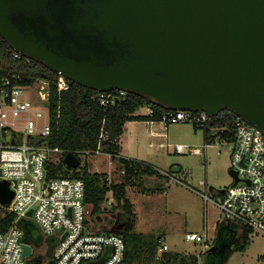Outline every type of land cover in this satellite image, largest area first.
Instances as JSON below:
<instances>
[{"label":"water","instance_id":"obj_1","mask_svg":"<svg viewBox=\"0 0 264 264\" xmlns=\"http://www.w3.org/2000/svg\"><path fill=\"white\" fill-rule=\"evenodd\" d=\"M0 37L93 91L208 117L228 109L264 136V0H0ZM61 162L80 164L72 152ZM12 196L0 180V206Z\"/></svg>","mask_w":264,"mask_h":264},{"label":"built area","instance_id":"obj_2","mask_svg":"<svg viewBox=\"0 0 264 264\" xmlns=\"http://www.w3.org/2000/svg\"><path fill=\"white\" fill-rule=\"evenodd\" d=\"M11 58L30 63V59L13 51ZM0 83V180L9 182L13 191L10 202L3 207L14 218L10 226L0 232V264H26L23 256V231L21 219H31L40 233L51 237L54 246L47 264H126L125 243L117 232L92 231L87 222L89 207L84 202V183L72 175L47 178V163L58 162L64 156L57 147L38 143L37 138L46 137L51 131L48 104L51 83L36 78L28 84L13 75ZM68 84L63 78L56 83L57 94L66 91ZM97 92L94 98L102 106L112 103L116 97L127 93ZM149 115L152 109L147 107ZM208 116L202 111L167 110L158 122L164 127L187 123L203 128ZM234 139L230 149V170L237 181L223 188L198 192L204 205L217 208L221 219L235 226L236 235L246 231L247 237H261L264 241V136L239 118L234 121ZM175 153H183L185 147L173 146ZM103 154L99 146L90 154ZM165 181L172 177L159 171ZM166 183V182H165ZM221 189V188H219ZM211 193V195L209 194ZM107 201V205H110ZM31 210V217L26 216ZM186 241L199 243L207 250L212 238L205 231L186 233ZM159 253L167 246L159 240ZM204 250V251H205Z\"/></svg>","mask_w":264,"mask_h":264},{"label":"trees","instance_id":"obj_3","mask_svg":"<svg viewBox=\"0 0 264 264\" xmlns=\"http://www.w3.org/2000/svg\"><path fill=\"white\" fill-rule=\"evenodd\" d=\"M12 49L0 37V83L8 78L14 83L13 75L21 78L20 83L28 84L36 78L49 80L51 83V95L48 104V114L51 131L49 135L37 138L38 143L49 147H57L63 151L74 153L78 159L81 155H88L98 146L103 153H107L111 160L119 163L122 171L121 181L114 183L107 180L106 174L90 172L86 162L79 164L75 169L67 168L59 160L56 163H47V178L57 175H72L81 178L84 183V202L89 207V215L99 217L103 212H114L115 207L119 208L116 218L123 221V227L118 229L115 219L111 228L123 237L125 243L126 264H198L196 255L177 254L162 252L157 255V243L152 240H144L133 233V211L130 201L126 198V187L137 183L142 193H150L160 190L164 191L161 183L145 186L140 180L141 177H165L153 166L143 161L118 157V140L123 132L124 124L132 120L158 121L167 109L161 108L148 99L134 94H126L124 97H116L112 103L102 106L98 99L94 98L97 93L91 89L78 85L51 71L40 63L31 60L26 64L11 58ZM63 78L68 89L59 94L56 92V83ZM114 93V91H110ZM150 107L152 114L149 116L135 115L140 107ZM236 116L228 109H224L215 116L208 117L206 126L195 129H202L204 141L207 144L213 142L214 137L219 136L228 142L234 139V121ZM108 194L115 201V207L108 209L104 203L108 200ZM14 216L0 207V232H4L11 224ZM19 227L23 231V242L31 248H40L42 245L41 233L31 219H21ZM110 228V229H111ZM110 229L100 227V232H111ZM235 233V226L231 223L219 222L215 230V243L211 250H205L202 254V264H224L233 250L244 251L248 237L246 231L240 236ZM47 257L51 255L54 241L49 237ZM49 260V259H48ZM143 261V262H140ZM102 261H95L91 264H101Z\"/></svg>","mask_w":264,"mask_h":264},{"label":"rangeland","instance_id":"obj_4","mask_svg":"<svg viewBox=\"0 0 264 264\" xmlns=\"http://www.w3.org/2000/svg\"><path fill=\"white\" fill-rule=\"evenodd\" d=\"M142 131L138 133L139 142L132 145L129 156H139L157 169L167 172L172 178L168 181L155 177L140 178L145 186H148L149 180L154 184L162 183L165 188L162 192L158 190L142 193L136 182L126 187V198L133 211L134 227L131 233L143 237L145 241L152 240L157 243V239H160L170 251L189 253L199 258L205 249L200 252L201 246L186 241L183 233L190 231L202 234L206 231L208 237L212 235V224L217 220L219 211L211 204H207L204 209V203L195 191L202 188V183L206 185V189L209 186L214 189L225 188L232 183L233 178L229 174L231 142L216 136L211 145L204 149L203 130L195 129L187 123L168 125L167 130L156 136H148L147 133L142 136ZM175 144L185 146V151L175 153ZM52 158L55 163V157ZM79 160L87 163L90 172L104 173L110 182L121 181L119 163L105 154L81 155ZM107 201L111 204L107 205ZM107 201L104 205L108 209L115 207V201L110 194ZM119 211L115 207L114 212H103L97 218L88 214L87 224L92 231H99L100 227L108 230ZM163 231H166V237H162ZM49 239L48 236L41 235V247L32 248L31 254L26 257V264H30L29 261L35 257L36 252L42 254L44 263L47 261L44 252L49 245ZM156 245L158 253L160 244ZM201 256L202 254L198 264H202ZM37 262L34 260L33 264H38ZM224 264H264L263 239L258 236L249 238L245 250H233Z\"/></svg>","mask_w":264,"mask_h":264},{"label":"crops","instance_id":"obj_5","mask_svg":"<svg viewBox=\"0 0 264 264\" xmlns=\"http://www.w3.org/2000/svg\"><path fill=\"white\" fill-rule=\"evenodd\" d=\"M135 115H140V116H149L148 112H147V107L144 106V107H140L138 108V110L135 112ZM158 121H150V120H132V121H128L124 124V127H123V132L118 140V146H119V153H118V157H121V158H126V159H135V160H138V161H143L145 163H148L150 164L151 166H153L155 169H157L154 165H152L151 163L147 162L146 160L140 158L139 156H129V151L131 150L132 148V145H134L135 143H138L139 142V139H140V136H139V132L142 131V133L144 132L143 135H145V133L148 134V136H156V135H160V132L164 131V130H167V127H161L158 123ZM162 144H160L161 146ZM208 145H211V144H207L205 141H204V135H203V148L206 149L208 147ZM185 147V146H184ZM203 149V150H204ZM174 151V149H173ZM105 154L108 158H110V156L107 154V153H103ZM114 161V160H113ZM158 171H161L159 169H157ZM108 171V170H107ZM110 172V171H108ZM122 172V171H121ZM149 178H152V177H149ZM149 184L147 185H150V183H152V185L154 184L153 181H148ZM157 184V183H156ZM205 187V188H204ZM203 190L206 189V185L202 183V188ZM200 190H196L195 193L199 196L198 192L201 191ZM207 190L208 187H207ZM214 190V189H212ZM212 190H209V191H212ZM207 206V205H206ZM204 205V209L206 207ZM221 217L220 215L217 216V220L215 222H213V230H212V235L210 236V238H212V244L210 247H212L215 243V230H216V226L219 222H224L223 220H221ZM186 233H197V232H190V231H185L183 233V235H185ZM205 233L207 234V232L205 231ZM236 235V231L234 233ZM166 231H163L162 233V237H166ZM237 237V235H236ZM185 239V238H184ZM161 241V240H160ZM162 244H165L164 242H161ZM195 244H199V243H195ZM166 245V244H165ZM200 245V244H199ZM167 246V245H166ZM201 246V245H200ZM209 247V248H210ZM32 249V248H31ZM201 250V249H200ZM166 252H172V253H177V254H185V253H182V252H175V251H170L169 250V247L167 246V251ZM204 252V251H203ZM203 252L201 254H203ZM232 253V252H231ZM161 253H159V250H158V253L157 255H160ZM189 254V253H187ZM200 254V255H201ZM192 255V254H191ZM200 255H199V258H200ZM231 255V254H230ZM229 255V256H230ZM40 257L39 253L36 252L35 253V257L34 258H37V257ZM42 257V256H41ZM39 258L38 259V264H47L48 263V257L45 256L46 260L45 263H44V259L43 258ZM34 258L32 260L29 261L30 264H33L34 262ZM198 258V257H197ZM198 258V259H199ZM202 258V256H201ZM229 258V257H228ZM227 261V260H226Z\"/></svg>","mask_w":264,"mask_h":264},{"label":"flooded vegetation","instance_id":"obj_6","mask_svg":"<svg viewBox=\"0 0 264 264\" xmlns=\"http://www.w3.org/2000/svg\"><path fill=\"white\" fill-rule=\"evenodd\" d=\"M115 222L118 224V229H121L123 227V221H121L120 219L116 218ZM48 253V248L45 250L44 254L45 256H47ZM40 257L42 256V254H40ZM39 256L37 258H34L35 261H38V259L40 258ZM42 258V257H41Z\"/></svg>","mask_w":264,"mask_h":264}]
</instances>
